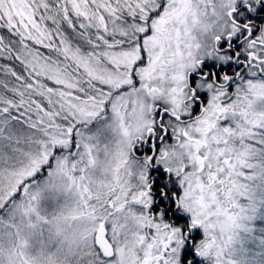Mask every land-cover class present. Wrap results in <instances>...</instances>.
Returning a JSON list of instances; mask_svg holds the SVG:
<instances>
[{
    "label": "snow or ice",
    "instance_id": "6c2138e0",
    "mask_svg": "<svg viewBox=\"0 0 264 264\" xmlns=\"http://www.w3.org/2000/svg\"><path fill=\"white\" fill-rule=\"evenodd\" d=\"M0 264H264V0H0Z\"/></svg>",
    "mask_w": 264,
    "mask_h": 264
}]
</instances>
